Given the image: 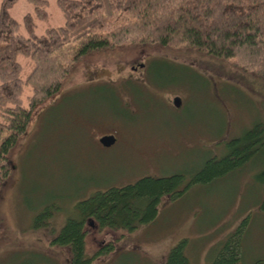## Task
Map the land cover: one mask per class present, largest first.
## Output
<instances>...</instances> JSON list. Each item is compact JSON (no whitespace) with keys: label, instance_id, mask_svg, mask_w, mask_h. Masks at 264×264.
Here are the masks:
<instances>
[{"label":"rangeland","instance_id":"obj_1","mask_svg":"<svg viewBox=\"0 0 264 264\" xmlns=\"http://www.w3.org/2000/svg\"><path fill=\"white\" fill-rule=\"evenodd\" d=\"M33 10L17 0L10 13L22 21ZM48 11L38 33L65 22L57 0H49ZM31 93L26 87V103ZM175 95L183 98L180 110ZM257 120H264V78L238 58L159 44L86 53L61 90L34 109L11 152L14 172L0 194V264H68L70 249L52 239L77 202L145 175L184 172L189 179ZM104 134L118 141L106 147ZM263 171L264 150L233 172L193 183L177 198L163 197L157 217L134 230L90 222L92 264H162L182 238L189 240L192 264H209L215 247L244 220L246 262L264 257ZM45 204L52 218L36 227ZM110 243L115 250L105 251Z\"/></svg>","mask_w":264,"mask_h":264},{"label":"trees","instance_id":"obj_2","mask_svg":"<svg viewBox=\"0 0 264 264\" xmlns=\"http://www.w3.org/2000/svg\"><path fill=\"white\" fill-rule=\"evenodd\" d=\"M16 1L3 0L0 7V194L14 172L11 152L26 133L34 109L61 90L64 78L88 52L129 44L181 45L223 60L238 58L239 65L264 78V0H57L65 22L49 24L42 33L36 31L37 22L49 21V0H27L34 10L22 21L10 13ZM227 146L189 179L184 172L145 175L96 191L74 205L53 243L70 249L68 264H92L90 222L134 230L153 221L163 197L177 198L193 183L233 172L263 151L264 120L255 121ZM262 195L264 209V191ZM53 212L45 204L34 225L49 224ZM244 221L219 242L209 264H264L261 255L246 262ZM188 244L187 238L180 239L162 264H192ZM106 250H115L113 244Z\"/></svg>","mask_w":264,"mask_h":264},{"label":"water","instance_id":"obj_3","mask_svg":"<svg viewBox=\"0 0 264 264\" xmlns=\"http://www.w3.org/2000/svg\"><path fill=\"white\" fill-rule=\"evenodd\" d=\"M141 66H143V64H141ZM173 103L177 108L181 107L183 104L182 98L180 96L174 97ZM116 141H117V136L115 134H104L103 136L100 137L101 144L106 147L115 144Z\"/></svg>","mask_w":264,"mask_h":264},{"label":"flooded vegetation","instance_id":"obj_4","mask_svg":"<svg viewBox=\"0 0 264 264\" xmlns=\"http://www.w3.org/2000/svg\"><path fill=\"white\" fill-rule=\"evenodd\" d=\"M133 68L136 69L137 67L134 66ZM176 96H180V95H175L174 97H176ZM180 97L182 98V96H180ZM182 101H183V98H182ZM183 102H184V101H183ZM183 104H184V103H183ZM183 104H182L181 107L178 108V110H180V109L183 107ZM117 141H118V137H117ZM117 141H116V142H117ZM115 144H116V143H115ZM115 144H113V145H115ZM113 145H111V146H109V147H112Z\"/></svg>","mask_w":264,"mask_h":264}]
</instances>
